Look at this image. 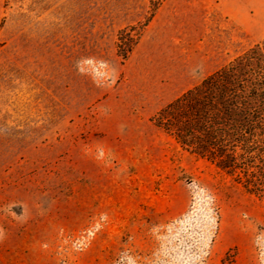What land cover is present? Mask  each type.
Returning a JSON list of instances; mask_svg holds the SVG:
<instances>
[{
	"label": "rangeland",
	"instance_id": "rangeland-1",
	"mask_svg": "<svg viewBox=\"0 0 264 264\" xmlns=\"http://www.w3.org/2000/svg\"><path fill=\"white\" fill-rule=\"evenodd\" d=\"M263 38L264 0H0V264H264V197L150 121Z\"/></svg>",
	"mask_w": 264,
	"mask_h": 264
},
{
	"label": "trees",
	"instance_id": "trees-1",
	"mask_svg": "<svg viewBox=\"0 0 264 264\" xmlns=\"http://www.w3.org/2000/svg\"><path fill=\"white\" fill-rule=\"evenodd\" d=\"M132 42L119 39L123 58ZM150 121L182 151L264 197V38L159 109Z\"/></svg>",
	"mask_w": 264,
	"mask_h": 264
},
{
	"label": "crops",
	"instance_id": "crops-1",
	"mask_svg": "<svg viewBox=\"0 0 264 264\" xmlns=\"http://www.w3.org/2000/svg\"><path fill=\"white\" fill-rule=\"evenodd\" d=\"M234 11H238V2H235Z\"/></svg>",
	"mask_w": 264,
	"mask_h": 264
},
{
	"label": "bare ground",
	"instance_id": "bare-ground-1",
	"mask_svg": "<svg viewBox=\"0 0 264 264\" xmlns=\"http://www.w3.org/2000/svg\"><path fill=\"white\" fill-rule=\"evenodd\" d=\"M257 1V0H256ZM260 1V0H259ZM261 6V5H260ZM252 10L253 11H257L258 10V7L257 6H255V7H252Z\"/></svg>",
	"mask_w": 264,
	"mask_h": 264
}]
</instances>
